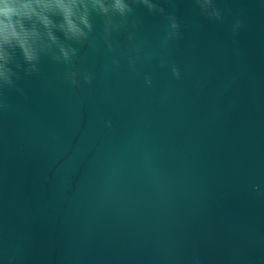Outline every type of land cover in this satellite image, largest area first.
Masks as SVG:
<instances>
[{
    "label": "water",
    "instance_id": "obj_1",
    "mask_svg": "<svg viewBox=\"0 0 264 264\" xmlns=\"http://www.w3.org/2000/svg\"><path fill=\"white\" fill-rule=\"evenodd\" d=\"M218 3L223 24L177 0L168 43L167 21L138 9L152 58L136 72L101 41L77 61L91 86L45 60L27 99L8 94L0 264H264V0Z\"/></svg>",
    "mask_w": 264,
    "mask_h": 264
},
{
    "label": "clouds",
    "instance_id": "obj_2",
    "mask_svg": "<svg viewBox=\"0 0 264 264\" xmlns=\"http://www.w3.org/2000/svg\"><path fill=\"white\" fill-rule=\"evenodd\" d=\"M193 3L208 21L223 24L226 16L232 14L218 0H193ZM140 8L167 21L165 43L181 38L177 0H0V114H6L12 107L8 100L10 92L27 99L20 82L40 76L45 60L62 65L60 78L71 86L80 88L81 81L91 86L93 74L81 70L77 61L83 59L81 48L96 50L101 41L113 54L114 67H120L119 54L127 58L130 70L136 72L138 61L152 58V53L145 50L147 42L137 39L142 24L137 15ZM97 20L101 25L99 33ZM243 27V21L235 20L233 35H238ZM121 34L130 42L126 52L121 51L117 39ZM159 67L170 69L176 80L182 78L181 69L163 57ZM145 83L152 85L150 76L145 77ZM106 126L111 128L112 122L107 121Z\"/></svg>",
    "mask_w": 264,
    "mask_h": 264
}]
</instances>
